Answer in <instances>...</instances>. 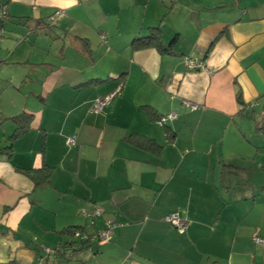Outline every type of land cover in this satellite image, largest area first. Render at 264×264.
Here are the masks:
<instances>
[{
  "label": "crops",
  "instance_id": "0c3cea01",
  "mask_svg": "<svg viewBox=\"0 0 264 264\" xmlns=\"http://www.w3.org/2000/svg\"><path fill=\"white\" fill-rule=\"evenodd\" d=\"M1 1L0 264H264V0Z\"/></svg>",
  "mask_w": 264,
  "mask_h": 264
},
{
  "label": "built area",
  "instance_id": "2783aa9c",
  "mask_svg": "<svg viewBox=\"0 0 264 264\" xmlns=\"http://www.w3.org/2000/svg\"><path fill=\"white\" fill-rule=\"evenodd\" d=\"M1 3V0H0ZM7 11V6L3 5L0 9V17L3 16L4 14H6ZM0 29V33H1ZM185 64L190 67V68H203V65L198 62L196 59L191 58V57H186L185 58ZM119 86L117 87V90L103 96L100 98L95 99L90 107V110L93 112H99L101 111L112 99V97L115 95V93L118 91ZM183 104L185 105H189V107L191 109L196 108V104L192 103V102H187L184 101ZM167 117H172V114H167L165 116H162L159 121L160 122H164L165 119ZM69 142L73 143L74 142V138H70ZM104 211L103 206L102 205H95L91 210L87 211V210H82V214L86 217L89 218H94L96 216H98L99 214H101ZM164 220H166L167 222L171 223L172 225L176 226L177 228H183L184 226L187 225V222L182 219L177 213H170L164 216ZM113 225L114 222H106V225L99 229L95 234L93 235H87L84 232H80V231H76L73 230L72 232H70L71 234V241L69 245L66 246V248H50L45 246L43 249L47 254H55V253H61L64 252V255L66 256H72L73 253L75 252L76 249H78L81 245L80 241L85 239L88 240V242H98V243H104L107 242L110 238V235L112 233V229H113ZM252 239L255 243L257 244H261L264 245V238L258 236L257 234H254L252 236Z\"/></svg>",
  "mask_w": 264,
  "mask_h": 264
},
{
  "label": "trees",
  "instance_id": "16d2710c",
  "mask_svg": "<svg viewBox=\"0 0 264 264\" xmlns=\"http://www.w3.org/2000/svg\"><path fill=\"white\" fill-rule=\"evenodd\" d=\"M3 5H6V2L1 1L0 3V9ZM7 6V5H6ZM8 17V10L6 11V14H4L3 16L0 17V24ZM1 29V26H0ZM148 35L140 37V38H136L133 41V46L139 47V46H149V45H155L157 46L159 49L161 50H169V46L167 45H163L161 44L159 41V36H158V27L157 26H152L149 27L148 29ZM142 108L144 109L145 113L147 114V116L151 119V120H159L160 116H158L155 112V110L149 106V105H143ZM11 119L16 123L17 127L15 128L14 132H13V136L19 134L20 132L26 130V128L28 127V120H29V115H27L26 113H20L17 114L15 116H12ZM256 129L258 131H262L264 132V114H262L261 116V120L258 122ZM166 130H169V127L166 126ZM11 135V136H12ZM128 140L131 143H134L136 145L142 146V147H147V148H154L155 143L152 139L149 138H143L141 137L139 134H133V135H129ZM38 180H36L37 182ZM79 227H73V228H67L66 232H72L75 229H78ZM73 241V240H72ZM71 239L67 242V244L64 246L66 248L67 245L70 244V242H72ZM93 242V241H92ZM96 242V241H94ZM81 245L85 244V243H90L88 242V240H81L80 241ZM98 243V242H96ZM79 247V248H80ZM77 251V249L75 250V252ZM61 254L64 255V252H61ZM65 256V255H64ZM70 257V256H69Z\"/></svg>",
  "mask_w": 264,
  "mask_h": 264
},
{
  "label": "rangeland",
  "instance_id": "374dc122",
  "mask_svg": "<svg viewBox=\"0 0 264 264\" xmlns=\"http://www.w3.org/2000/svg\"><path fill=\"white\" fill-rule=\"evenodd\" d=\"M260 120H261V118H260ZM260 161H261V158H260V156H259V158L256 160V163H255V164L259 163ZM254 175H255V174H253V177H254Z\"/></svg>",
  "mask_w": 264,
  "mask_h": 264
}]
</instances>
